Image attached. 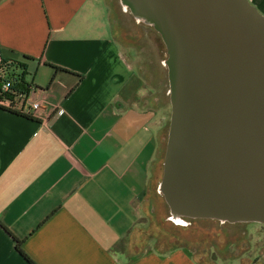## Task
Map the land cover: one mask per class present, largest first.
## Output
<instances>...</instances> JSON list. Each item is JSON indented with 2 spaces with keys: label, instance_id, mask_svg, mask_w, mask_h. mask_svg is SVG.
Wrapping results in <instances>:
<instances>
[{
  "label": "crops",
  "instance_id": "crops-1",
  "mask_svg": "<svg viewBox=\"0 0 264 264\" xmlns=\"http://www.w3.org/2000/svg\"><path fill=\"white\" fill-rule=\"evenodd\" d=\"M248 1L264 15V0ZM23 54L35 58L29 93L18 110L0 108V264H30L12 235L36 264H217L123 247L158 180L170 115L117 101L134 70L106 4L0 0V59Z\"/></svg>",
  "mask_w": 264,
  "mask_h": 264
},
{
  "label": "water",
  "instance_id": "water-1",
  "mask_svg": "<svg viewBox=\"0 0 264 264\" xmlns=\"http://www.w3.org/2000/svg\"><path fill=\"white\" fill-rule=\"evenodd\" d=\"M119 2L165 46L171 220L264 224V15L248 0Z\"/></svg>",
  "mask_w": 264,
  "mask_h": 264
},
{
  "label": "rangeland",
  "instance_id": "rangeland-1",
  "mask_svg": "<svg viewBox=\"0 0 264 264\" xmlns=\"http://www.w3.org/2000/svg\"><path fill=\"white\" fill-rule=\"evenodd\" d=\"M102 1L109 11L114 40L134 70V77L120 92L117 101L122 108L140 101L154 109H167L170 115L166 54L160 35L153 28L137 22L122 8L119 0ZM168 127L169 122L160 142L158 180L152 184L140 207L139 221L122 243L124 249L130 257H135L152 250L166 253L184 248L202 263L264 264L262 223L185 219V224H179L171 220L169 206L158 191ZM204 255L207 258L202 260Z\"/></svg>",
  "mask_w": 264,
  "mask_h": 264
},
{
  "label": "trees",
  "instance_id": "trees-1",
  "mask_svg": "<svg viewBox=\"0 0 264 264\" xmlns=\"http://www.w3.org/2000/svg\"><path fill=\"white\" fill-rule=\"evenodd\" d=\"M35 60L30 55L23 54L20 58H4L0 59V96H6L11 99L26 98L30 90V83L26 80L28 74L29 62ZM50 65V64H48ZM55 69H62L60 67L51 65ZM5 82H9L10 86L7 90L2 89V85ZM4 109V108H2ZM8 110V109H5ZM11 111V110H8ZM13 112V111H11ZM21 114V113H18ZM25 117L29 115L23 114ZM10 232V231H9ZM12 235V233H11ZM12 237L15 240L16 250L28 261L30 264H36L22 249V239H18L14 235Z\"/></svg>",
  "mask_w": 264,
  "mask_h": 264
},
{
  "label": "built area",
  "instance_id": "built-area-1",
  "mask_svg": "<svg viewBox=\"0 0 264 264\" xmlns=\"http://www.w3.org/2000/svg\"><path fill=\"white\" fill-rule=\"evenodd\" d=\"M9 86H10V83L5 82L2 85V89L5 91L9 88ZM23 99L24 98H15L13 100L6 96H0V108L8 109L11 111H16L22 105V103H24ZM18 103H20V105H18ZM29 106L33 110H39L41 107V104L35 101V102H30Z\"/></svg>",
  "mask_w": 264,
  "mask_h": 264
}]
</instances>
